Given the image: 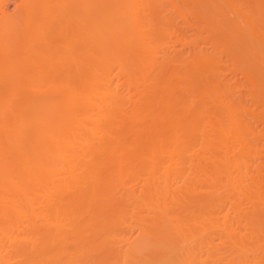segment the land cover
<instances>
[{
	"label": "bare ground",
	"instance_id": "6f19581e",
	"mask_svg": "<svg viewBox=\"0 0 264 264\" xmlns=\"http://www.w3.org/2000/svg\"><path fill=\"white\" fill-rule=\"evenodd\" d=\"M8 3L0 264H264V0Z\"/></svg>",
	"mask_w": 264,
	"mask_h": 264
},
{
	"label": "rangeland",
	"instance_id": "374dc122",
	"mask_svg": "<svg viewBox=\"0 0 264 264\" xmlns=\"http://www.w3.org/2000/svg\"><path fill=\"white\" fill-rule=\"evenodd\" d=\"M16 1H18V0H15V1L9 0V3L7 4V6H5V9L8 8V9H6L8 12L14 11L15 6H16ZM200 43H202V42H200ZM202 44H203L202 46H204L205 42ZM204 48H207L209 50V47H207V46H204ZM187 50L188 49H186V51ZM186 51H185V53H186ZM187 54H189L188 51H187ZM218 54H219L218 57H215V62H217V64H218L215 67H216V69H218V71L217 70H215V71L217 73L218 78L221 79L220 82H222L224 79L226 80V82L230 81L228 83L233 86L232 94L234 92V94H237V95L240 94L243 97V99H242L241 96L235 95L236 96L235 98H238V100H240L238 102H240L241 104L242 103L244 104V105L242 104L241 106H243V108H245V110H246V111L244 110V112L246 113V116H248L247 121H248V118L250 119V117H251V119H250L251 122H248V124L251 123V126L250 125L249 126H250V129L252 131H251V135H249V137H250V142L254 148V151H252L253 153L251 152L252 156L250 155L251 159L253 161L252 166H249V170H250V172H252L253 169L251 170L250 168L251 167L255 168V165L257 163L259 164L260 161H261L262 165H264V119H262L264 117H262V115L261 116L259 115L260 114L259 112L261 110H264V109H262V108H264V106H262V104L258 103V101L255 97L256 92H254V90H253V85H251L252 84L251 81L243 75L240 68H238V67L236 68V66L234 65L235 63L232 61L233 58L230 55H226V53H225V56H224V53H221L222 55L220 53H218ZM216 55H217V53H216ZM184 56L187 57L188 55L185 54ZM221 67H222V69H221ZM20 68H17V69H20ZM14 70H15V68H14ZM19 71H21V70H19ZM214 75H216V74H214ZM217 76H215V77H217ZM4 78H5V76H2V77H0V80H2ZM6 78H7V76H6ZM8 79H11V78L9 77ZM232 86H231V88H232ZM2 91L0 92L2 94V95L0 94L1 95L0 98H2L3 96H5L7 98L6 92L5 91L2 92ZM37 91H35L33 94L38 96L39 93L36 94ZM39 92L41 93V91H39ZM19 93H20V91L17 93V95H16L17 97L19 95H21V93L20 94ZM242 93H243V95H242ZM22 94L23 95H21V97H24L25 93H22ZM5 97L2 99H6ZM18 98L15 97L16 100H18ZM241 99L243 101L245 100V103ZM22 100H23V98H22ZM247 113H248V115H247ZM249 159H250V157H249ZM251 159L249 160L250 163H251ZM254 162H255V165H253ZM261 163H260V165H261ZM258 164H257V166H258ZM255 170H256V168L254 169L253 172H256ZM135 233H136V231H135ZM135 233H134V231L132 232V234H135ZM128 235H131V234H128Z\"/></svg>",
	"mask_w": 264,
	"mask_h": 264
}]
</instances>
